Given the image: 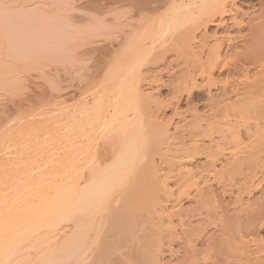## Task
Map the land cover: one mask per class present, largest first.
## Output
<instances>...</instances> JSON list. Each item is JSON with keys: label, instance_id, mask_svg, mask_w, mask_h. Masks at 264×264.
I'll return each mask as SVG.
<instances>
[{"label": "bare ground", "instance_id": "bare-ground-1", "mask_svg": "<svg viewBox=\"0 0 264 264\" xmlns=\"http://www.w3.org/2000/svg\"><path fill=\"white\" fill-rule=\"evenodd\" d=\"M109 1L111 18L90 16L84 29L58 7L46 52L62 65L60 88L69 71L71 91L56 94L49 124L0 134V151L14 155L0 162V264L33 262L30 249L39 255L31 264H155L163 232L184 242L183 264H264L262 238L246 249L264 227V202H244L264 183V34L248 17L254 5ZM4 11L0 42L40 54V35L30 40ZM210 26L222 32L209 35Z\"/></svg>", "mask_w": 264, "mask_h": 264}, {"label": "rangeland", "instance_id": "rangeland-1", "mask_svg": "<svg viewBox=\"0 0 264 264\" xmlns=\"http://www.w3.org/2000/svg\"><path fill=\"white\" fill-rule=\"evenodd\" d=\"M60 1L61 0H0V9H4L5 14H7L9 12L11 15H9V14L8 15L11 17L13 16V18H11L9 21L11 26H14V25L17 27L21 26V29L23 28L22 30H26L28 32L27 34H29V35L27 36V38L29 37L30 40L33 38L35 39L36 37H39V35H40V42L44 43V44L42 43L44 46L40 45V47H43V48H40V54H35V53H32L31 51H29L27 54L26 52L13 49L14 45L11 48V46L8 45L10 42H8V43L7 42L6 43L0 42V71L2 72V70H5L6 72L3 73V76H4V78L6 77L7 79H9L8 81L3 80V78L1 80L2 87L0 88V134L3 132H7L8 129L10 131L11 130L16 131L17 129H15V128H18V125H20V124L24 125L28 121L31 122L32 120H33V122H34V120L36 122L40 120V122H42V124H49L51 122V120H49L48 117H52L51 119H53L54 117L52 116V114L46 115L47 114V113L45 114L46 110L51 108V107L54 109V107H55L54 103L56 101L55 98L59 92H61V93L63 92L62 93L63 95H68V93H70V91H71V90L67 89L68 87L66 88L67 83L69 82L68 81L69 80V71L67 69H64V71L62 72V75H64V77H65L64 78L65 80L63 79L65 82H63L64 84L62 85V88H60L59 87L58 68L62 67V65L57 60L56 57L55 58L53 57L55 55L54 54L55 52L54 53L48 52V51L46 52L47 46L53 44L55 42L54 40H57L56 31H57V25H58V19H59L58 15H57L58 14L57 11L59 12V9H60L58 7H61V6H62L61 8L64 7L62 9V11H64V12H61V14L65 13L64 14L65 17L71 16V17H73L74 20H75V18H77L78 22H75L76 21L75 20L73 23V21H72V24L76 27V29L81 28V27H82V29H84L83 27L88 25L87 20L89 19V23H90V21H92V19L90 20L91 17L94 18L93 21L94 20L96 21V19H99L98 20L99 22L105 21V18H111V16H109L108 12L110 10H112V12H114L113 10L116 9V7L114 8V6H111V7H113L112 9L110 7L105 8L107 6V3H108V5H109V2L111 4V1H109V0L107 3H106L107 0H68L69 3L68 2L67 3H68V5L70 4L69 7H68V5H65V4H67L66 0L63 1V2H65L64 5H62L63 3L61 5H58V4H60ZM73 2L75 4H73ZM76 2H77V4H76ZM237 2L240 5L241 3L250 2V0H248V2L246 0H237ZM250 3L252 5H254L255 9L251 10L249 12L248 17L253 18V19L255 18L253 20V23H256L259 21L263 22L261 33L264 34V0H251ZM71 4L74 5L73 6V8L75 7L74 9L73 8L71 9V6H72ZM120 5H122V4H120ZM118 6L119 5H117V7ZM66 9H68V10H66ZM97 9H99L100 11L99 10L97 11ZM107 9H109V10H107ZM244 9H247V8L244 7ZM117 10H116V13L121 12V14H122V12H124L123 14L126 13L125 15L129 16V14H127L130 11L129 7L119 6V9H117ZM162 10L163 9H161L160 12H162ZM96 11H97V13H95ZM4 12H2V13H4ZM3 16L5 17L4 14H3ZM128 16H126V17H128ZM85 18H86V21H85ZM249 18L246 20L249 21ZM78 19L81 21H79ZM135 19L133 18V20H131V21L137 22L138 18H135ZM7 20H9V19L7 18ZM7 20L4 19L5 23L3 22V26H4V24L6 26ZM68 20H69L68 18L65 20L66 24L68 23ZM100 20H102V21H100ZM124 20H127V18ZM66 27H68V26H66ZM249 27L250 26L247 25L244 28L243 32L245 33L246 31H249L250 30ZM8 28L12 29L11 27H8ZM124 29H126V28H124ZM130 29L131 28H127V30H125V31L129 32ZM215 30L219 34L222 32V29L217 30V28L215 29L214 26H210L208 28L209 35H212L213 31H215ZM125 31H124V33H126V35H127V32H125ZM24 34H21V35L23 36ZM20 36L16 35L15 41H18V42L22 41V44L24 45V47L29 46V44L31 43L30 41H28L29 39L27 40L28 42L25 40L23 41V40H21L22 38ZM55 36H56V38H55ZM17 37L20 41L17 39ZM23 38L26 39V34H25V37L23 36ZM12 39L14 41V38H12ZM239 43H241V41L238 42V45H240ZM14 44H15V42H14ZM53 45H56V44H53ZM15 48H16V46H15ZM52 48H53V46H52ZM54 49L55 48H53L52 50H54ZM56 55H57V52H56ZM7 71H8V73H7ZM11 71H13L14 74H16L18 77V85H17L18 87L16 85H14L15 86L14 87L12 82H11L12 79H10V78H12V75H13V73ZM3 81L6 82L5 83L6 87L4 86ZM7 84L10 87L9 86L7 87ZM65 89H67V90H65ZM165 93H166L165 90H162L160 92V94L162 96H164ZM201 95L203 96L202 91L197 93V99L200 98V101L202 98ZM200 101L198 100V102H200ZM48 106H50V107H48ZM182 107H185V105H183ZM52 108L49 109V111L47 110V112L52 111ZM166 114L168 117H171V115H169V111H166ZM256 130H257V132H255ZM251 132H252V130H251ZM254 133H257V135H255V138H256L258 136V129H255L253 134ZM253 134H252V136H254ZM244 139H245V143L250 141V140L247 141L246 138H244ZM254 139L252 138L251 140H254ZM246 144L248 145V143H246ZM244 147H246V146L245 145L241 146V148H243L245 150ZM243 149L239 150L242 154L239 153V151H238V153H239V155L237 154L238 157L240 155L242 156L245 154ZM1 152L2 151H0V155L2 154L1 155L2 157L5 154L4 156L6 158H13V157H11L12 154L10 153L11 151H9V150H5V151L3 150L4 153L3 152L1 153ZM6 153H8V155H6ZM1 156H0V158H1L0 162H1V160L5 159L4 157L2 158ZM12 156H14V155H12ZM256 184H257V181H256ZM255 186H257L256 189H255ZM255 186L252 187V192L251 191L246 192L247 194L244 195V202L247 204H251V206H255V204H257V202L259 204L264 202V183H261L259 185H255ZM258 186H260V187H258ZM253 189H255V191ZM217 197H218V200H220V202L226 201L225 203H227V202L229 203V200H230L229 197L225 196L224 198H221L219 193H218ZM222 199H223V201H222ZM246 201H249V202H246ZM247 204H246V206H247ZM260 226H261L260 224H259V226H257L256 234L252 235L253 239H257V242L256 243L252 242V243H255L253 245H251V243H247V246H248V244H250L249 245L250 248L248 246V247H246V249H250L248 251H250L252 254L254 252H256L255 250H257V248H258L257 244L259 245V248H260V246L262 248V245L264 244V242H263L264 241V227L263 226L260 227ZM68 229L69 228L64 230L65 234L66 233L68 234V232H69ZM178 231H179V229H178ZM211 232L212 231L209 230L207 232V235H209ZM57 237H58V241L56 243H58L59 241L61 242L62 237L61 236H57ZM57 237L54 239L55 241L57 240ZM60 237H61V239H60ZM164 238H165V235L163 232V240L164 241L162 240L163 244L161 242V245H160L161 251L159 250L160 253L158 255V260H156L157 263H155V264H179V263L183 264V263H181V261H182L183 255H184L183 254L184 253L183 248H182L184 242H182L180 240L181 242L178 241L179 242L178 243V242H176L177 240L170 241V240H168V238L167 239L166 238L164 239ZM247 238H250V237H246L245 239L248 240ZM260 238H262L261 240H263V241H260ZM237 239H238L237 243H239L240 240H239V238H237ZM205 240L203 239L202 243H204L203 241H205ZM258 242L262 245H260ZM256 246H257V248H256ZM199 247H201V245ZM251 249H253V250H251ZM30 250H31V252H30L31 254L29 253V256H27L26 262L28 263L29 261H31V259H33V262L32 261L31 262L34 263L36 261V256L38 255V251L33 250V249H30ZM37 257H38L37 259H39V255ZM91 259L92 258H90L88 260V263ZM94 260H95V258L91 261H94ZM134 260L131 264H138V263L144 264L143 260H141L139 262V259H138V261L136 262V260H137L136 259L135 260L136 263L134 262ZM146 260H145V262H146ZM91 261H90V264L94 263V262H95V264H98V263H96V260L94 262H91ZM147 261H148V263L151 262L150 260H147ZM31 262H29L28 264H31ZM152 264H153V260H152Z\"/></svg>", "mask_w": 264, "mask_h": 264}]
</instances>
